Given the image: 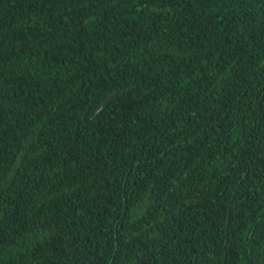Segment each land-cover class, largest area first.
I'll return each mask as SVG.
<instances>
[{"label": "trees", "instance_id": "1", "mask_svg": "<svg viewBox=\"0 0 264 264\" xmlns=\"http://www.w3.org/2000/svg\"><path fill=\"white\" fill-rule=\"evenodd\" d=\"M0 264H264V0H0Z\"/></svg>", "mask_w": 264, "mask_h": 264}, {"label": "water", "instance_id": "2", "mask_svg": "<svg viewBox=\"0 0 264 264\" xmlns=\"http://www.w3.org/2000/svg\"><path fill=\"white\" fill-rule=\"evenodd\" d=\"M117 95H118V92H114L107 99H105L102 102L101 106L97 109V111L95 112V114L93 115V117H95L99 113H101L113 100H115V98L117 97Z\"/></svg>", "mask_w": 264, "mask_h": 264}]
</instances>
